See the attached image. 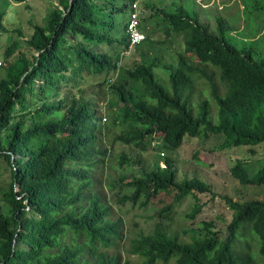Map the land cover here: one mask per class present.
Here are the masks:
<instances>
[{
	"label": "trees",
	"instance_id": "1",
	"mask_svg": "<svg viewBox=\"0 0 264 264\" xmlns=\"http://www.w3.org/2000/svg\"><path fill=\"white\" fill-rule=\"evenodd\" d=\"M27 1L9 0L15 5ZM136 1L54 0L30 35L15 31L19 38L4 51L0 46V64L8 65L0 79V158L12 175L0 196V264L121 261L119 250L128 240L124 221L113 220L112 205L94 191V171L109 152L100 145L106 117L82 88L69 86L78 78L119 72L108 81V106L123 123L139 128L124 131L113 143L146 152L148 138L160 136L169 151H176L186 137L215 134L224 136V148L264 151V59L256 60V49L239 50L226 37L235 30L223 22L217 34L183 8L174 13L154 5L146 7L160 22L153 28V17L142 21L145 41L159 30L166 37L180 34L183 54L174 64L159 58L123 61L143 44L132 48L131 57V50L126 54L131 43L124 20ZM4 19L1 13L0 44L2 36L9 40ZM160 68L168 72L170 87L163 85ZM204 90L218 105L216 122ZM196 94L198 113L193 108ZM128 161L122 153L119 166ZM164 164L156 162L145 177L121 185L119 201L145 209L159 195L173 194L174 202L159 213L167 218L191 197L195 204L186 218L195 219L203 209L198 195L211 193V187L198 178L180 180L177 161L170 156ZM248 165L238 160L231 176L243 186L264 188V167L251 175ZM226 201L234 211L226 240L219 239L212 222L185 235L160 224L152 233L131 239L129 252L140 264H264V199Z\"/></svg>",
	"mask_w": 264,
	"mask_h": 264
},
{
	"label": "rangeland",
	"instance_id": "2",
	"mask_svg": "<svg viewBox=\"0 0 264 264\" xmlns=\"http://www.w3.org/2000/svg\"><path fill=\"white\" fill-rule=\"evenodd\" d=\"M142 8V21L145 18L153 17V28L158 27L160 17L158 14L146 6L157 5L165 8L169 12H176L183 8L195 19L207 25L212 32L219 33L220 25L225 23L235 31H227L226 37L239 50L255 48L256 60L264 59V0H138ZM54 0H28L23 5H15L6 0H0V14H5L4 25L9 31V40L3 37L0 44L2 51L16 41L19 35L15 31H22V36L32 33L33 26L43 23L46 19ZM130 13L125 18V23L130 18ZM149 28V27H148ZM226 28V27H225ZM145 31L147 29L143 28ZM147 33V32H146ZM155 39V40H154ZM149 42H143L140 49L134 56V50L129 48L126 54L131 58L123 59L128 63H133L134 59H142L144 63H149L153 58H159L164 63L174 64L178 61L182 53L183 36L174 34L166 37L159 30ZM162 41L163 43H159ZM107 47V45H106ZM119 50V49H116ZM0 70V79L6 74V63H3ZM158 74L164 79L163 85L170 87L168 72L163 68L158 69ZM119 77V72L110 70L109 72L85 76L78 78L76 84L70 87H78L84 90V94L89 97L93 105L105 115L104 133L101 136V148L107 147L109 152L105 158L104 165H97L94 171L96 185L94 191L101 192L103 198L113 207L111 218L124 221L125 238L128 240L121 247V261L119 264L128 262L129 264H140L142 260L129 252L130 240L136 238L141 233L150 234L157 225L168 226L170 231L185 235V232L194 233L202 228L203 222L214 223V230L219 234L220 240H226L229 236V225L234 218L232 211L226 201V197L239 199H264V188L256 186H243L235 180L230 173L231 168L238 160H245L249 163L248 168L251 175L264 167V151L261 147H233L224 148L225 138L223 135L210 134L208 138L186 137L183 146L176 151H169L163 144L160 136H153L147 140V151L139 152L136 147L122 143H113V139L126 130H136L139 126L132 122L123 123L118 119L117 111L109 108L110 98L108 81H114ZM103 83L106 85L104 89ZM77 86V87H76ZM207 93L206 98L212 106V119L218 120V105ZM199 99L196 94L193 100V108L198 113ZM106 139V140H104ZM252 150L254 151L253 153ZM126 153L130 157L123 167L119 166V157ZM142 153V154H140ZM172 157L177 161L180 180L198 178L211 187V193L199 194L200 204L203 206L201 213L192 220L186 216L191 213L195 200L187 198L181 205L176 206L167 218H161L159 213L164 207L171 205L174 201L173 194H161L153 200L147 208L141 209L134 203L122 204L119 197L122 196L121 185L129 184L139 180L147 173L154 170L156 162L162 166L164 158ZM160 155V157H159ZM132 159V160H131ZM125 176L123 183H119ZM11 171L8 165L0 158V196L7 191V186L11 181ZM18 191V188L16 189ZM255 256L260 258L258 245L252 242ZM117 252V251H116ZM115 252V254H116Z\"/></svg>",
	"mask_w": 264,
	"mask_h": 264
},
{
	"label": "built area",
	"instance_id": "3",
	"mask_svg": "<svg viewBox=\"0 0 264 264\" xmlns=\"http://www.w3.org/2000/svg\"><path fill=\"white\" fill-rule=\"evenodd\" d=\"M127 33L129 35V40L133 48L136 45L141 44L146 40L147 34L142 30V10L139 1L135 2L132 7L130 18L127 24ZM164 156V153L161 154Z\"/></svg>",
	"mask_w": 264,
	"mask_h": 264
},
{
	"label": "clouds",
	"instance_id": "4",
	"mask_svg": "<svg viewBox=\"0 0 264 264\" xmlns=\"http://www.w3.org/2000/svg\"><path fill=\"white\" fill-rule=\"evenodd\" d=\"M137 2V1H136ZM141 10H142V8H141ZM131 14V13H130ZM129 21V20H128ZM143 30V29H142ZM144 31V30H143ZM145 32V31H144Z\"/></svg>",
	"mask_w": 264,
	"mask_h": 264
}]
</instances>
